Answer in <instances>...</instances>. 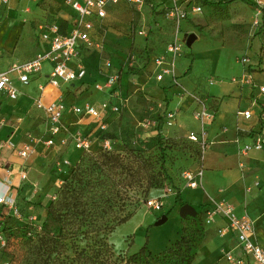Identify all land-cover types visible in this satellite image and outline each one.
Masks as SVG:
<instances>
[{
	"label": "crops",
	"instance_id": "1",
	"mask_svg": "<svg viewBox=\"0 0 264 264\" xmlns=\"http://www.w3.org/2000/svg\"><path fill=\"white\" fill-rule=\"evenodd\" d=\"M41 1L47 2L49 5V18L37 24L33 31L34 38L32 41V25L28 24L27 27L26 24L19 20L25 17L27 18V14L23 10L24 7L26 9L28 5L30 6L29 8L35 7L37 3ZM188 1L190 5L194 3L201 5L203 2V0H187L185 4H187ZM247 1L252 4H248L241 0H234L227 5L232 6V4H235V6H232L236 8L233 18L238 22H243L245 18L251 21L252 15L256 12L258 18L255 20V23H257L259 19H264V0ZM1 2L2 0H0V65L3 64V60H9L6 58L5 53L15 51L24 30L28 31L31 38L32 47L30 51H28L29 55L19 60H12L10 64L30 60L46 47V43L41 41L38 34V25L40 23L55 22L60 25L62 32H65L69 29L73 16L75 15V12L65 3V0H8L7 3L2 2V4ZM118 5L127 4L121 1L118 4L110 5L106 18L101 22L102 26L97 28L99 29V35L96 33L95 36L98 35L99 38H104V36L108 35L110 27L107 26L110 20V10ZM147 5L149 7H155L156 10H164L165 7L170 5V0H147L143 6ZM129 7L132 8L131 6ZM160 12H163V25L168 26L169 30H171V26H173V31L170 35L171 40L162 43V46L158 49L159 51L163 50L161 54L165 52L167 44L172 41L176 35L179 39H184V43L186 39L185 35L188 33H195L196 39L194 42L198 39V28L195 27L197 24L196 20L198 19L197 14H191L184 21L187 22L186 30L182 33L183 36H180L182 26H180V32L175 35V25L173 21L164 15L165 11ZM262 25L264 24L260 23L257 29L253 31V36L249 43L245 41V38H241L236 40L237 43L235 45L223 43L221 45L206 46L202 48V51L196 52V55L193 53L194 63L196 60L205 62L204 67L206 69V74H208L205 79H207L209 84L214 83L213 77H218L215 75L217 74V68L224 51L227 50L230 51V53L232 52L234 54V59L245 52H247L249 56L261 53L262 60L260 58L255 59L252 57L249 59L246 57L249 59V62L245 64L247 65L246 68L242 66L244 65L243 63H241L242 65L238 64V69L235 73L225 76L223 80H218L215 94H210L206 90L205 85L200 81L202 78L199 72V75L196 76L192 71L189 75L180 77L181 74H185L184 71H186V68H178L176 59L172 67V73L170 75H165L160 81L156 80L155 76L159 69L154 64V58L159 54L150 56L149 64L145 70L136 77V82L140 84L141 90L144 93L143 96L147 100H156L159 103L163 102V111L165 109L175 111L176 118L174 127L169 128L164 126L163 118L160 119L159 124L161 123V128L159 132L161 136L185 141L186 134L189 131H199L201 125L193 116V111L196 108V101L193 100L192 96L204 99L208 107L214 113L212 122L204 124L208 133V139L211 143L203 154L201 164L198 165L197 161L194 160L187 151H179V163L188 165L190 170H196L199 167L203 170L199 184L196 187H188L184 184L182 177L179 179V182L174 181V185L180 190L183 203L176 204L173 199L169 206L173 207V205L176 204L179 205L178 208H180L181 205L188 204L195 211V215L198 212L196 208L200 207V213L203 217L205 210L214 204L221 202L228 203L232 205L234 212L238 216L246 215L253 221V239L264 248V150H252L246 154L240 152V148L244 144L250 142L254 134L262 129L264 94L259 93L258 87L264 86V81L260 79L261 76L264 75V71H253L257 69L255 66L264 69V49L261 50L262 46H264V26ZM101 29L105 30L104 33L100 32ZM141 32L145 33L142 27ZM105 50L104 48V52ZM100 61L101 51L87 49L81 44L77 57L68 62L69 67L73 69H77L79 65L84 67L85 75L81 79L69 83L59 81L57 85H52L47 82V75L50 71L51 64L46 62L43 65L42 71L34 75L27 85L21 84L18 81L16 82L18 97L15 100L8 99L4 94L0 93V105L2 103L20 102V99L24 97H33L31 108L33 114H30L28 110V117L30 118L31 116L32 118L29 122L30 124L24 125V123L21 122V118H17V121L12 124H7L5 118L0 117V120H3V124L0 127V140L11 139L17 146H20L22 143L30 141L29 136L36 138L40 137L42 139L49 136L46 116L42 110L37 109L34 105L35 100L40 94L45 103L49 101H63V103L68 106H82L86 103L98 105L104 100H113L115 98H119L120 101L125 103L127 98L124 93H118L121 94L120 96L114 92L110 93L118 82L123 84V76L120 75L118 70L121 66L105 58L102 68L100 69ZM106 61H110V67L105 65ZM10 64H8V66ZM8 66L5 65L0 68V70ZM115 72H118L120 76L119 81L114 87L105 89L104 91H95L97 93L96 103L89 102L87 97H79L81 92L85 90L87 83H101L102 80L105 81L108 74ZM237 76L242 77L241 81L231 80V78ZM39 85H44L42 92H40L38 88ZM89 98H91V96ZM22 106L23 105L20 106V109H22ZM245 110L251 112L249 118H245L240 114ZM109 114L112 113H108L105 117ZM75 117L78 118L77 121L79 123L83 124L94 120L92 117L77 114L70 110L65 111L60 119L63 130L59 134L53 136V139L57 144L60 138L67 137V144L57 149L53 146L48 147L43 142H40L35 145L34 153L36 154V146H41L43 148V154L47 153L45 149L51 150L50 153L53 155L61 153H65L66 155L69 150H76L77 148L74 147L73 137L78 134H73V127L70 126V122H73L72 119ZM94 122L96 121L94 120ZM97 125L95 130L97 129ZM82 137L89 138L90 149L100 146L97 141L98 139L95 140L93 135ZM34 153L27 158H21L16 153H9L5 149L0 152V183L3 188L7 186L10 187V193L15 197L17 203L20 190L25 188V186H29L30 192L36 194L39 183L43 181L42 171L38 169L36 165H31L30 161H28ZM64 158H66L70 164L69 158L63 156L62 159ZM20 170L26 172V179L22 180L20 178ZM205 170H209L210 172L207 173ZM207 176L210 177L209 180L205 178ZM218 181L220 185L217 184ZM255 181H258L259 184L255 185ZM248 186L250 189L246 190L245 188ZM162 194L160 189L152 188L149 191V196L154 198H159ZM52 197L53 196H51V198ZM51 198H48L44 203V217L46 206ZM173 198H175V195ZM164 204L165 203L162 201V209L160 212H163ZM25 209L31 212V209L27 206ZM173 219L176 220L175 222L178 224L177 227L180 228V231L177 232V237L170 240L165 248L170 246L181 232L182 217L179 215V210L178 217L174 215ZM224 225L225 221L222 218H217L211 224H204L207 232L206 241L203 245L197 247L192 264H236L234 261L236 259H242L244 264H253L251 257L244 254L240 249L235 232L228 231L224 235L218 233V228ZM226 253H231L233 256L232 261L226 259ZM198 255H200V259L198 263H196Z\"/></svg>",
	"mask_w": 264,
	"mask_h": 264
},
{
	"label": "rangeland",
	"instance_id": "2",
	"mask_svg": "<svg viewBox=\"0 0 264 264\" xmlns=\"http://www.w3.org/2000/svg\"><path fill=\"white\" fill-rule=\"evenodd\" d=\"M201 6L203 10L201 14H197L198 19L195 25V27L198 28L197 33L199 37L191 47L184 45L182 55L176 57V64L177 67L181 69H187L190 66V73L193 71L195 76L200 74L202 78L200 81L203 82L206 90L210 94H215L218 80H223L225 76L235 73L238 69V64L242 65V57L261 59V53L249 56L248 53L245 52L234 59V54L232 52L230 53V51L227 50L224 51L217 68V74L215 75L218 77H213L214 83L212 84H209L207 79H205L208 76L204 67L205 62L196 60L194 63L193 53L196 55V52L202 51V48L206 46L221 45L223 43L235 45L237 43L236 40L241 38H245V41L249 43L253 36V31L257 29L260 23L264 24V19H259L258 22L255 23V20L258 18L255 12L251 17L252 20H249L250 23L247 18H245L243 22L236 21L233 18L236 8L232 7L235 6V4L226 6L225 9L207 6L204 3H202ZM29 7L28 5L27 9L25 7L23 9L27 14V18L25 17L19 21H22L27 27L28 24L32 25L31 35L33 41V31L37 24L49 18V5L47 2L41 1L37 3L35 7ZM110 11V20L107 26L110 27L109 33L104 36V38L101 37L103 39V46L100 47L101 50H99L101 51L100 69L102 68L105 58L121 66L118 70L120 75L123 76V84L118 82L110 93H124L127 101L122 103L119 98L110 100L112 104L119 105V111L104 117L103 123H105V128L103 130H100L99 125H97L98 123L94 122V120L83 124L77 121V117L72 119V121L75 122H70V126L73 127V134H78L81 137L93 135L95 140L98 139L97 141L100 145L103 144L104 139H107L110 148L113 147V149L120 151L123 155L125 147L144 151L145 155L155 163V169L158 168L160 160H163L167 168V173L172 179L171 184L166 181L162 186L154 187L155 189H160L163 193L159 198L155 197L165 203L163 212H154L147 209L143 204L144 201L147 198L154 197L149 196V194L146 197L141 196L139 198V208L128 220L116 226L111 233L99 235L101 239L106 240L107 243L111 245L114 254L112 260H115L117 264H123V260L120 259L121 256L126 257L128 254L138 251L144 244L147 245V248L151 252L155 253L163 250L170 240L177 237V232L180 231V228L177 227L178 224L175 222L176 220L173 219V216L176 215L178 217L179 205H176L178 203H176L175 198H173L175 195L174 187H176L174 181L179 182V179H181V172L184 169L190 168L188 165L179 163V151H187L192 154V148L187 142H183L181 139L173 138L174 142L172 143L165 141L167 137L161 136L159 132L161 128L159 121L163 116V102L159 103L156 100H147L143 96L144 93L141 90L140 84L136 82V77L139 76L149 64L150 56L154 54L160 55L163 52V50H158L159 47L162 46L161 44L171 40L170 35L173 31V26H171V30H169L168 26L163 25V12L160 11L164 10H156L155 7H149L148 5L142 6L140 9L130 8L127 5H118ZM181 24L182 31L180 36H183L182 33L186 30L187 22L183 21ZM141 27L144 28L145 33H140ZM104 31V29L100 30L101 33H104ZM188 34L185 36L187 37ZM31 47L29 33L27 30H24L15 51L5 53L6 58L9 60H3V64L1 63L2 65H0V68L5 65L8 66L12 60H19L22 57H27ZM104 48L106 49L105 52ZM262 49H264V46H262L261 50ZM242 66L244 68L247 67L245 64ZM255 67H257V69L253 71H264V69L259 66ZM185 75L189 74H181L180 77H184ZM32 78L33 76L31 79ZM241 79L242 77L239 76L231 78V80L234 81H241ZM260 79L264 81V75H262ZM228 81L230 82L229 79ZM105 83L106 79L98 84L94 82L87 83L85 90L81 92L79 97H87L89 102L96 103L97 93L95 91L99 92L108 89ZM96 85L103 86L102 90H99ZM118 95L120 96L121 94ZM90 96L91 98H89ZM20 102L2 103L0 105V117L5 118L7 124L16 122L17 118H21V122H23L24 125L30 124L29 122L32 118L31 116L30 118L28 117V110L30 114H33L31 111L33 97H24L20 99ZM21 105H23L22 109H20ZM145 123H148L147 127L144 126ZM96 125L97 129L95 130ZM45 150L47 153L43 154V148L41 146H36V154L34 153L28 160L31 165H36L38 169L42 171L43 181L39 183L36 194L30 192L29 186H25V188L20 190L18 194V205L23 212L17 222L20 225H36L43 222L45 219L43 214L44 203L55 194L56 189L62 183L68 171V168L62 164V157L65 156L69 158L70 164H74L83 151L81 149H76L69 150L66 155L65 153L53 155L50 153L51 150ZM205 171L207 173L210 172L209 170ZM205 178L207 180L210 179L208 176ZM254 183L255 185L259 184L258 181ZM217 184L220 185L219 181ZM248 187L245 189L247 190ZM138 192H140V190ZM173 199L176 204L170 207L169 205ZM26 206L31 209V212L25 209ZM196 210L199 214L185 216L183 218V225L186 227V232L189 230L198 231V235L194 240L195 254L197 247L203 245L207 237V232L200 213L201 209L197 207ZM164 212H168V214H166L167 220L161 225H154L159 215ZM29 216H34L35 219L30 220ZM91 242H93V236L88 240H83L81 238L76 239V243L79 247H83L86 243ZM20 244L19 239L11 238L9 247H5L3 251H0V264L7 262L8 259L6 256L10 255L13 257L11 264H23L24 262L19 259V255L22 251ZM199 256L200 255H198L196 259V263H198L200 259ZM141 262L144 264L143 259H141ZM149 264L164 263L151 259Z\"/></svg>",
	"mask_w": 264,
	"mask_h": 264
},
{
	"label": "built area",
	"instance_id": "3",
	"mask_svg": "<svg viewBox=\"0 0 264 264\" xmlns=\"http://www.w3.org/2000/svg\"><path fill=\"white\" fill-rule=\"evenodd\" d=\"M124 1L127 5L134 9H140L147 0H65V3L75 12L69 29L62 32L60 25L53 23H40L38 25V34L42 42L46 43V47L38 52L32 59L23 62H14L7 68L0 70V93L4 94L8 99L15 100L18 97V89L16 82L27 85L31 77L40 73L43 69L44 63L51 64L50 71L47 75V82L52 85H57L60 82L69 83L81 79L85 75V69L78 66L77 69L69 67L68 62L79 54L80 45H84L87 49L101 50L103 46V39L99 38V29L101 22L106 18L108 7L110 5L118 4ZM187 0H170V5L164 8V15L171 19L175 25V35L180 32V26L191 14L202 13V7L198 4L190 5ZM7 3L8 0H2ZM184 3V4H183ZM98 34L95 36V34ZM143 33V32H141ZM184 39H179L177 35L170 41L163 54L154 58V64L159 69L156 73V80L160 81L165 75H170L173 71L172 67L177 56L181 55L184 48ZM249 59L242 57V63L247 64ZM107 67L111 66L110 61H106ZM118 72L108 74L106 77L105 86L110 88L114 87L119 81ZM98 89L103 86L96 85ZM40 92L43 91L44 85L38 86ZM259 93L264 94V86H259ZM196 101V108L193 111L194 118L200 123L199 131H189L186 134V139L197 145L200 151V160L204 152L210 146L208 133L204 124L212 122L214 118L213 111L208 107L204 99L192 96ZM123 103V101H120ZM37 109L44 112L47 119V131L49 136L45 139L30 137V141L22 143L17 146L11 139L0 140V152L4 149L9 153H16L21 158H27L35 152V145L43 142L46 146H53L57 149L65 146L68 142L67 137H62L56 144L53 136L62 132L63 128L60 124L62 114L70 110L74 113L84 116L92 117L99 125L100 130L105 128L103 123L104 117L108 113H117L119 111L118 104H112L110 100H104L98 105L86 103L82 106L66 105L63 101H49L45 103L42 100L41 94L34 103ZM163 125L166 127H174L175 125V111L165 109L163 111ZM245 118L251 116L249 110L242 111ZM3 120H0V127ZM144 126H148L145 123ZM74 147L81 150L90 149V141L88 138L79 135L73 137ZM103 147L110 149V144L107 139L103 140ZM252 150H264V116H262V129L256 132L252 140L244 144L240 148L242 154H246ZM62 164L69 165V161L64 158ZM20 178L26 179V172L20 170ZM203 170L201 167L196 170L186 169L181 172V177L184 184L188 187H196L202 177ZM250 188L248 187L247 190ZM145 207L151 211H161L162 201L156 198H147L144 203ZM0 206L4 213H9L19 219L21 212L16 202V199L10 193V187L3 188L0 183ZM203 224H211L217 218H222L225 225L218 228V233L224 235L228 231H233L236 234L237 242L246 255H249L253 264H264V248H262L253 239L254 226L253 221L246 215L238 216L234 212L232 205L228 203H217L209 207L203 213ZM30 220H34V216H29ZM41 224L35 226L39 229ZM5 245V238L0 231V250ZM226 259L232 261L233 256L231 253H226ZM236 264H244L242 259L234 260ZM2 264H8L4 262Z\"/></svg>",
	"mask_w": 264,
	"mask_h": 264
},
{
	"label": "trees",
	"instance_id": "4",
	"mask_svg": "<svg viewBox=\"0 0 264 264\" xmlns=\"http://www.w3.org/2000/svg\"><path fill=\"white\" fill-rule=\"evenodd\" d=\"M232 1L203 0L202 3L225 9ZM190 68L185 74L190 73ZM165 141L174 142L173 138ZM183 142L191 146L192 154H189L200 165L197 145L187 139ZM123 151L124 155L113 147L107 149L102 145L83 150L77 162L66 166L68 171L46 206L45 219L39 229L33 224H18V219L4 213L0 206V231L5 238L0 251L9 247L11 238H16L21 243L19 259L23 264H117L112 260L111 245L99 235L111 233L128 220L139 208L141 196L146 197L152 188L166 181L171 184L172 180L163 160L155 169V163L144 151L129 147ZM174 189L175 202L182 204L179 188ZM19 209L23 213L20 206ZM183 218L181 232L170 246L152 253L144 244L138 251L121 256L123 264H142L141 259L144 264H149L151 259L164 264H192L198 231L186 232ZM92 236L93 242L83 247L77 245L76 239L88 240ZM6 257L11 264L13 257Z\"/></svg>",
	"mask_w": 264,
	"mask_h": 264
},
{
	"label": "water",
	"instance_id": "5",
	"mask_svg": "<svg viewBox=\"0 0 264 264\" xmlns=\"http://www.w3.org/2000/svg\"><path fill=\"white\" fill-rule=\"evenodd\" d=\"M196 39V35L195 33H190L187 35L186 39H185V45L187 47H191L192 43L194 42V40ZM179 215L183 218L185 216H194L195 215V211L193 210L192 207H190L188 204H183L180 206L179 208ZM167 220V215L165 213H162L158 219L156 220V222L154 223V225H161L163 224L165 221Z\"/></svg>",
	"mask_w": 264,
	"mask_h": 264
}]
</instances>
